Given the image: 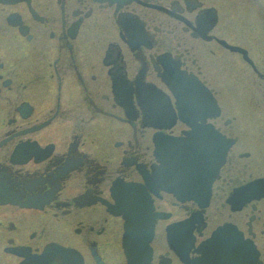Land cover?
Wrapping results in <instances>:
<instances>
[{
    "label": "flooded vegetation",
    "instance_id": "af4514ba",
    "mask_svg": "<svg viewBox=\"0 0 264 264\" xmlns=\"http://www.w3.org/2000/svg\"><path fill=\"white\" fill-rule=\"evenodd\" d=\"M197 129L228 148L206 206L141 172L160 134ZM118 181L152 200L145 255L109 211ZM49 245L264 264V0H0V264Z\"/></svg>",
    "mask_w": 264,
    "mask_h": 264
},
{
    "label": "water",
    "instance_id": "95a60500",
    "mask_svg": "<svg viewBox=\"0 0 264 264\" xmlns=\"http://www.w3.org/2000/svg\"><path fill=\"white\" fill-rule=\"evenodd\" d=\"M198 130H194L187 134V137L182 138L158 136L161 166L155 168L153 177L142 171L148 186L157 184L162 189L176 192L185 190L187 186H192L197 182V184L205 186L209 193L211 184L224 160L226 150H222L221 146L216 147L215 132L208 133V131L206 134H201ZM121 195L117 197V192H113L118 206L121 207L112 206L111 210L124 213L126 218L130 215L127 230L134 233L132 240L136 244L148 240L152 225L151 222L148 224L147 219L152 218L153 206L151 200L146 197L145 189L141 186L129 185L127 191ZM147 225L148 228H146ZM131 244L132 241L127 242V249L132 252ZM27 257L30 258V261L24 264H83L76 253L58 247L48 248L41 256L27 255Z\"/></svg>",
    "mask_w": 264,
    "mask_h": 264
}]
</instances>
